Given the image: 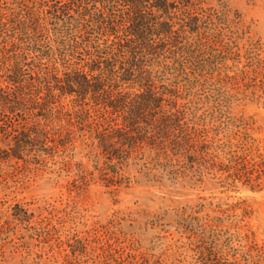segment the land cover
<instances>
[{
	"label": "rangeland",
	"instance_id": "1",
	"mask_svg": "<svg viewBox=\"0 0 264 264\" xmlns=\"http://www.w3.org/2000/svg\"><path fill=\"white\" fill-rule=\"evenodd\" d=\"M45 2L0 12L37 17L42 61L61 69ZM189 3L201 46L167 59L182 113L161 141L108 156L72 96L34 110L45 143L0 163V264H264V0Z\"/></svg>",
	"mask_w": 264,
	"mask_h": 264
},
{
	"label": "trees",
	"instance_id": "2",
	"mask_svg": "<svg viewBox=\"0 0 264 264\" xmlns=\"http://www.w3.org/2000/svg\"><path fill=\"white\" fill-rule=\"evenodd\" d=\"M45 5L64 34L61 69L42 61L37 17L0 12V25L10 31L0 44V163L45 143L51 132L32 119L34 110L44 116L64 95L79 107L69 117L93 131L108 156L122 158L137 143L168 136L182 109L164 77L167 59L182 62L186 50L201 46V13L188 9L189 0Z\"/></svg>",
	"mask_w": 264,
	"mask_h": 264
}]
</instances>
